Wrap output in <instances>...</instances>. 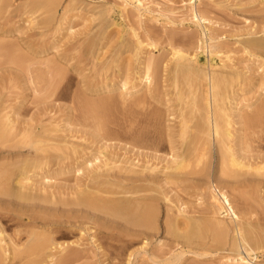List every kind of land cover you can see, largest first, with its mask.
Segmentation results:
<instances>
[{"label":"rangeland","instance_id":"obj_1","mask_svg":"<svg viewBox=\"0 0 264 264\" xmlns=\"http://www.w3.org/2000/svg\"><path fill=\"white\" fill-rule=\"evenodd\" d=\"M139 1L140 4L137 0H0V113L4 119L7 115L11 117L14 114L13 118L16 124H13L12 131L14 130L15 133L18 131L17 135L14 134L15 136L21 138L22 134L19 133H24V131L29 133L33 130L27 138L22 141V138L20 139V144L19 138H13L12 142L10 141L11 137L9 136L14 133L10 131L11 133L6 138L7 141L5 140L3 144L0 142V164L2 163L5 167V164H16L15 162L23 160H27L30 165L34 160L37 163L40 161L31 170L34 177L32 183L30 182L33 189L30 193L50 198L52 201L58 199L67 201L73 198L72 192L86 189L84 188L85 182L88 185L89 174L86 176L87 172H84L85 174L77 173L75 169L78 165L84 171L87 169L86 171L89 173L94 169L97 171L95 166L99 168L104 162L113 165V162L123 159L121 162L123 167L125 161H130L129 156L137 153L139 157L137 154L136 157L139 160L143 158L146 165L151 167L153 164L152 168L157 166V171L154 170L153 174L149 173L150 179L154 181L151 186L155 190L157 189L159 193L152 194L156 197V202L153 204L156 206L154 229L147 231L146 229H131L129 227L131 232L128 233L124 224L100 216L96 220L98 225L101 227L103 224L107 228L98 229L94 227L93 219H90L86 224L80 218L77 220L69 218V222H67L64 214L55 212L54 209L38 208L39 203H36L37 205L35 203L26 204L21 207L24 210L27 209L23 211V209L15 206L3 205V201L6 199L2 198H0L2 201L0 203V207H2L0 209V216L2 215L0 226L3 228L6 239L7 236L8 238L13 237L12 240L14 239L16 243L23 245L27 240V236L24 234L25 230L30 228L26 229V227L19 226L18 222L10 220L17 214H22L21 218L24 221L27 220L26 217L38 220L37 223H40V219L44 220V218L45 222L58 221L60 224L53 225L48 231L36 227L33 229L39 234H48L50 231L51 237H56V239L54 238L56 242L69 244V247L61 253L63 256L67 254L65 258L62 255L58 256L64 259L63 261L61 258L59 261L63 262L59 264H233L230 261L234 254L230 250L232 232L229 229L231 225L228 222L224 223L228 228L227 242L220 243L217 241L218 232L214 234L215 229L212 228L216 223L214 221L217 216L208 202L206 190L209 184L213 183L226 191L232 207L241 219L244 231L247 232L248 229H252V233L256 232L255 235L258 233V237L263 235L261 237L263 238L264 171H260L261 173L257 174L259 176L256 174L253 176L252 171L251 173L245 171L243 172L245 176L244 174L240 176L242 171H240L241 174L239 171L238 173L235 171L237 174H234L225 170V175L222 177L221 175L224 173L219 174V156L213 143L206 157L207 162L205 161L206 163L204 162L205 164L201 168H197H200L201 171L192 166L193 169L190 168L192 172L187 168L188 172L183 170L185 174L181 171L180 173L183 174L173 175L170 178H166L163 173L162 176L161 172L159 174L160 170L158 171V169L165 166L166 160H170V157H165L167 150L169 152L168 140L174 141L173 144L176 147H179L178 145L182 142L180 139L178 140V107L182 105L181 107L184 108L183 105L187 104V100L189 101V99H185L184 104L177 103V99L174 98L176 90L173 89V91L171 87V78H174L171 72L173 67L171 55L173 50L182 49V53L188 54L192 58L191 60L196 58V64L203 67L205 61L210 59L203 46L205 44H219L218 46L223 53L213 57L211 62L213 66L211 67L216 71L224 70L232 77L233 75L235 77L240 75L238 79L241 83L238 80L234 85L239 82L242 87L235 85V88L233 86L234 90H237V93L234 92L237 96V98L234 97L237 103L236 108L241 110V115L246 114L245 117L247 114L251 115L252 109L258 104V100L259 102H261L260 98L262 101L264 100L262 96L264 92L260 89L263 86L257 87L261 79L259 84L264 83V64H262L264 54H259L262 56L257 55L264 53V49L263 51L259 50L261 43H255L257 46L260 45L258 49H256V45H250V47L246 44H253L256 41L260 42V40L262 44L264 42V4H262L264 0ZM199 13L206 18V22L200 26L195 24L193 20V14L199 15ZM100 28L101 30L98 31ZM102 29H104L105 34L101 32ZM132 32L133 36L131 37ZM99 34L106 38L100 37ZM120 35L122 37L119 42L117 40H120ZM117 36L118 38H116ZM248 39L249 41H247ZM115 41L119 42L117 44L120 45L119 47L116 46ZM240 41L248 43L244 44ZM250 41L253 42L250 43ZM100 42H104V48L100 47ZM122 43L127 44L126 49L131 48L133 55L140 51V54L137 53L138 58L128 54L130 50L123 49L125 45ZM262 47L264 48V44L260 49ZM98 49H101L102 52ZM120 52L122 53L119 56L114 55ZM127 54L130 55L129 57L133 56V58H129V62H127ZM120 56L121 59L126 57L125 60L127 61L122 59L125 68L123 64L122 66L119 65L122 60L119 59L120 62L116 59ZM147 59L152 60L151 72L154 71L152 74L150 72L152 77L151 83L148 85L150 87L143 83L137 86L139 84L136 83L139 76L137 71L141 72L140 67L145 62L147 63ZM116 60L119 64L115 62ZM116 65L118 66L116 67ZM118 67L120 70H117ZM206 69L209 67L206 66ZM121 72L123 77L120 75ZM153 74L156 75L153 76ZM125 77H127L126 80L128 79V85L122 90L124 81L122 79ZM178 77L180 78L177 76L176 80ZM183 80V78L182 81L179 80L180 85ZM132 84L136 85L135 89H131ZM180 85L178 84L179 87ZM185 86L184 84L183 88L180 87V89L185 90ZM83 101L87 103L82 105ZM94 102L97 104L105 103L103 105L105 110L100 108L99 111L91 108V111H88L89 114L87 104L89 103L90 106V103L93 104ZM178 104L180 105L178 106ZM84 106L87 108L86 111L83 109ZM102 109L105 114L101 111ZM95 111L96 114H93ZM97 111L101 115L98 116ZM154 113L156 117L151 116H155ZM4 119L0 118V123H5ZM27 126L31 128L26 131ZM41 127L53 130L44 129L43 132H47L43 135V133L41 134ZM141 127L144 129L143 132L140 130ZM145 128L148 129L145 130ZM234 128L237 129V126ZM37 129L40 131L37 134L41 141H45V144L49 142L48 146H52L51 143H55L56 147L62 144L61 147L59 145L61 149L50 150L43 144L46 146L42 145L44 152L46 150L45 155L44 152L33 153L30 148L28 149L26 146L25 148L23 143L33 139V136L31 139L28 137L32 134L37 135L35 134ZM128 129L130 130L128 131ZM138 129L140 134L142 132L140 138ZM48 131H54L52 136L47 134ZM122 131L126 132L124 136L127 138L123 136ZM130 131L135 137L129 136L131 134L127 135V132ZM143 133L146 135L142 136ZM251 135L248 138L250 139L248 140V151L244 154L240 153V155L245 158V161L249 158L250 160L248 159L247 162L254 165L259 164L262 161L260 158L264 157V143L258 142L257 135ZM122 138L130 141L136 138L135 143L138 141L141 143L142 140L140 139L144 138L140 144L143 150L138 143L135 145L132 141L129 146V141L126 140V143L123 140L127 144L125 146L126 144L124 142L122 144V140H118ZM138 138L139 140H137ZM14 139L15 143L18 140L15 147H13ZM145 139L146 141H144ZM64 141L68 145L63 151H60L64 148ZM133 144L139 150L141 149L140 153ZM102 145H105L106 149H102L100 154L98 152H100L99 149ZM56 147L53 148L58 149ZM129 150L133 152L129 153ZM141 151L142 155H140ZM143 155L145 158L141 157ZM259 155H261L260 158ZM8 156L10 158L7 159ZM93 156L98 159H93ZM132 156H130L131 162L135 160L138 163L136 165H139L142 160L139 161L134 157L135 155ZM125 157H128L129 160H126L128 158ZM111 158H115V160H110ZM85 159H91L92 167L95 168H91L90 165L86 166L85 164L88 163H83ZM255 159L260 162L255 161V163ZM148 160L149 162H147ZM117 164H115L116 168H119L121 164H118L120 166ZM7 167V170L10 169V166ZM37 167L40 169H36ZM225 168L228 167L223 169ZM13 170L12 166L11 171ZM196 170L197 172H194ZM8 171L10 172V170ZM47 171L56 172L50 182L46 180L42 182L39 176H35ZM99 171L101 172V169ZM112 171L109 172L110 175L116 172L118 176L123 175V172H118L116 169H114V173ZM233 171L234 169L230 172ZM97 173L99 172L97 171ZM238 174L241 178L237 177ZM233 175H237V178ZM6 176L11 178L10 175ZM1 177H3L2 174H0V179ZM9 178L7 177V179ZM11 179L13 180V176ZM1 183L3 188V182L1 181ZM8 184L11 186L10 182ZM105 196L107 198V195ZM126 197L122 196L120 199L126 200L128 199ZM48 207L52 208V206ZM189 218L192 221L194 219V223L198 221L197 223L202 225L200 229L203 231L200 236L191 237V240L186 241L181 235L188 230ZM174 219L177 221H175L176 227L178 225L176 234H172V231L169 230L171 227L169 223L172 222L171 224H173ZM167 220L171 221L166 222ZM185 221L188 222L186 227L184 226ZM165 222L167 223L166 226ZM209 222L213 223L212 226ZM165 227H168V230ZM21 230H24L22 231L23 234ZM140 232L144 235L139 234ZM214 236L215 241H213ZM72 242H77L78 246L71 245ZM262 242L261 248L256 251V261L253 262L254 259L252 260L253 264H264L263 239ZM46 254L48 255V252L44 253V255ZM66 257L69 258V262H67ZM0 262L1 264H16L15 261L8 263V260L6 263Z\"/></svg>","mask_w":264,"mask_h":264},{"label":"bare ground","instance_id":"obj_2","mask_svg":"<svg viewBox=\"0 0 264 264\" xmlns=\"http://www.w3.org/2000/svg\"><path fill=\"white\" fill-rule=\"evenodd\" d=\"M137 1L139 4L141 3L139 0H137ZM262 4H264V2ZM193 20L195 21V24H197L199 26H200V24H203L204 22H206V18H204L203 14L200 15V13H199V15L193 14ZM101 28H103V27H101ZM101 28L98 31H100ZM103 30L104 29H102L101 32H103V34H105ZM133 32H132L131 37L133 36ZM100 34H99L100 37H105V36H101L103 34H101V35ZM100 37H97V38H100ZM121 37L122 36L120 35V37H119L120 40H117V41L120 42ZM116 38H118V36ZM101 39H104V38H101ZM209 40H212V39L209 38ZM256 40H259V39H256ZM117 41H115V43H116V46L119 47L120 45H117L119 43V42L117 43ZM245 41H242V42L240 41V42L241 43L244 42V44L248 43ZM247 41H249V39ZM101 42L99 43V45H100V47L102 46L104 48V46H103L104 42L103 43H101ZM122 42H124L123 39H122ZM251 42H253V41H250V43ZM255 43H261V46H263V44H264V42L262 44V42L260 40V42L256 41L253 44L251 43V44H246V45H249V46L250 45H256ZM122 44H124V43H122ZM105 45H106V43H105ZM124 45H125L124 48H123V45L121 47L123 49H126L127 44L125 43ZM218 45L205 44L203 46V48L206 49V53H208V56L210 58L208 61H205V63L203 64V67L198 66L196 64V60H195L196 58H194V60H191L192 58H190V56H188V54L186 55V54L182 53V49L173 50L172 51L173 53L171 52L172 53V55H171L172 60L171 61L173 63L172 64L173 67L171 65L172 70L171 69L170 70H171L172 75H173L172 77H174L173 79L171 78V85H172L171 87H172V90L174 89V90H176V92L178 91L177 93L174 92L175 93L174 98L177 99V103H183L186 101L185 99H189V101L187 100L188 101V102L186 101L187 104L183 105L184 108L186 107L187 111H185L186 109L181 107L182 105L178 104V106L180 105L179 106L180 108L178 107L179 114H177V116H179L178 117L179 118V120H178L179 121V138H178V140L180 139V142L182 141L180 143V145H178L180 148L176 147L173 144L174 141L172 142L169 139L168 140L169 152L167 150L165 157H167V156L170 157V160H166V158L165 159L163 158V160H166L165 166H163V168L160 167V169H158V171L160 170L159 174H160V172H161V174L163 173L166 178L173 177V175H180L183 173L185 174V172L183 170H186L188 172L187 168H189V171H190V168L193 169V167L196 169L198 167L201 168V166L207 162L206 157H207V155L211 149L210 148L211 144H213V143L216 146V150H217L218 156H219V174L221 175L222 172L224 173L223 175H221L222 177L225 175V172H224L225 170H227V171L229 170L228 171L229 173H234V174H237L239 171V174L242 173V175H240V176H243V174H244L243 172H245V171H248V172L250 171L249 173H251V171H252L254 173L253 176H255V174H256V176H259L257 174H260L261 173L260 171H264V166H263L264 165V161H263L264 157H261V155H259V158L261 157L260 159L262 161L260 159H258V157H257V159L261 161V162L260 161L259 162L263 163V164H260L255 159L254 162L257 161L259 164L252 165V163L249 164V162H247L250 160L249 158H248L249 160L247 159V161H245V158L240 155V153L244 154V153H246V151H248V149H249L248 140H250L248 138L251 134H252L251 136L257 135L258 136V139H257L258 142H260V143L262 142V144L264 143V100L262 101L261 100L262 98H260L261 102H259V100H258V104L255 105V107L253 106L254 107L253 109L250 106V108L252 109L251 115L247 114L246 117L244 116L246 114L241 115V110L236 108L237 103L234 100V97L236 96V94H234V92L236 91V93H237V90H234V87H233L235 85H239L237 87H240V88L242 87V86H240L241 81L238 79L240 75L236 76V77H235V75H233V77H232L231 74H230L231 75L230 76L229 74L224 72V70L216 71L215 69H213L211 67V66H213L211 64L213 57L217 54L223 53L221 51V48ZM116 46H114V47H116ZM258 46H260V45H258ZM258 46L256 45V47H257L256 49H258ZM136 47H134V48H136ZM252 47H254V46H252ZM260 47H259V50L263 51L264 48L262 47L260 49ZM128 49L130 50V52L128 54L133 55L132 54L133 51L131 52V48H128ZM128 49H126V50L128 51ZM98 50H101V49H98ZM133 50H136V49H133ZM101 52H102V50H101ZM122 52L124 53V51H122ZM122 52H120L119 54H114V55L119 56ZM138 52H136L133 55L135 58H138L137 56H139L138 54H140V51H138ZM183 52H184V50H183ZM104 53H103V55H104ZM114 53H116V52H114ZM244 53H245V51H244ZM246 53H247V51H246ZM98 54H99V52H98ZM259 54H264V53H258L257 55H259ZM127 55H126V57H128V59H127L128 61L125 60L126 57L125 58L122 57V59L124 58L125 61L129 62L130 61L129 58H131V57L133 58V56L129 57L130 55H128V56ZM246 55H248V54H246ZM259 56H262V55H259ZM97 57H99V56H97ZM226 58H227V56H226ZM98 59H96V60H98ZM116 59L122 60L121 56L119 58L117 57ZM118 60H116L115 62L119 64ZM124 60H122V63H120L119 65L122 66ZM133 60H135V59H133ZM260 60H262V59H260ZM138 61H139V59H138ZM151 61H149L147 59V63L145 62L144 65L142 67H140L141 68L140 73H139V71H137L139 68L136 70L138 72L137 74L139 75L138 77L135 76V77H137L136 83H139V84H137V86L138 85L140 86L142 83L146 84L147 86L150 85L151 78H152L150 75L154 72V71L151 72V69L153 67V62H151ZM261 63H262V61H261ZM142 64H143V62H142ZM262 64H264V62ZM156 65H157V63H156ZM117 66L118 65H116V67ZM121 66H119V67H121ZM206 66L209 67V69H206ZM119 67L117 70H120ZM123 67H124V64H123ZM153 69H155V68H153ZM123 72H124V70H123ZM150 72H151V74H150ZM134 74H135V72H134ZM120 75L122 76V72L120 73ZM154 75H156V74H153V76ZM118 76H119V74H118ZM177 76H180V78L178 77L179 80L182 81V78L185 80V82H184V80H183V83L181 82L182 86L180 85L179 80L178 79L176 80ZM127 77H125V79L121 78L122 80H124L123 83L121 82L122 83V87H121L122 90L125 89V87H127V85H128V82H127L128 79L126 80ZM125 80H126V82H125ZM238 80L240 81V83L238 82L239 84L236 83L234 85V83ZM177 81H178V84L180 85V87H182V88H183L184 84L186 85L185 90L182 88L180 89V87L177 84ZM261 81H262V79H261ZM261 81L258 82L257 87L260 88L261 86H263L260 89L262 90V92H264L263 91L264 90V83L259 84ZM129 86H131V85H129ZM135 86L133 85L131 87V89H135L136 88ZM148 87H150V86H148ZM177 88H179V89H177ZM235 88H236V86H235ZM231 89H233L234 91L233 90L231 91ZM182 90L186 92L185 93L186 95L184 94V92ZM125 91H127V90H125ZM241 95H243V94L241 93ZM262 96L264 98V95H262ZM235 98H237V96ZM106 100H107V98H106ZM106 100H105V103H106ZM178 100L181 102H179ZM101 101H99V102H101ZM110 101L112 102V99ZM85 102L86 101H83L82 105L85 104ZM94 103L93 104L90 103V106L88 105L89 104L88 103L87 104L88 109L85 108V106L83 109H85V111L87 109V112L91 111V108H95V110L98 109L100 111V108L104 109V107H105V106H103V105H105V103H103V104L102 103H100V104L95 103L94 104ZM89 108H90V110H89ZM181 108H183V109H181ZM103 109L101 111H103ZM104 112L105 111H103V113ZM94 113L96 114V111L93 112V114ZM97 113H98V111H97ZM245 113H247V112H245ZM0 114H1L0 118L4 119V117L2 116V113H0ZM99 115H101V113L100 114L98 113V116ZM13 116H14V114H13ZM13 116L10 117L7 115V117H6V115H5V117H6L4 119L5 121L3 120L5 123H3V122L0 123V142L2 144L6 140L9 133H11L10 131H12V129H13V124L14 125L16 124ZM98 116H96V117L99 118ZM151 116L156 117V114H155V116L154 115H151ZM8 117H10L11 119ZM152 117H151V119H152ZM234 118L236 119L235 121H234ZM148 123H150V121H148ZM177 126H178V124H177ZM234 126H237V129H235ZM45 127L40 128V130L42 129L41 134L43 133V135H45V133L47 132L46 131L44 133L43 131L48 130V129L50 130V128H45ZM146 127H147V125H146ZM28 128L30 129L31 127L27 126L26 131ZM141 128L142 129H140V130L143 132L144 129H143V127H141ZM14 129H16V128L14 127ZM146 129H148V128H145V130ZM37 130L38 131L35 134L40 132L39 129H37ZM51 130H53V129H51ZM129 130L130 129H128V131ZM131 130H132V128H131ZM140 130L138 129L139 134H140ZM50 131H48L47 134H51V136H52V133L54 131H52V132H50ZM125 131H127V129ZM31 132H29V133H31ZM131 132L132 131L127 132V135L131 134ZM142 132H141V134H142ZM12 133L13 134H10V136H9V137H11L10 141L13 138H16V139L19 138V141L22 138L21 139V141H22L23 139L27 138V136L29 135V133H27V132L25 133V131H24V133H19L20 135L22 134V136L20 138V137L15 136V135H17L18 131H17V133H15V131L13 130ZM125 133L123 132V136ZM146 133H147V131H146ZM146 133H143L142 136L146 135ZM148 133H150V132H148ZM141 134H140L139 138L141 137ZM12 135H13V137H12ZM31 136H33V139H31ZM129 136H132V134ZM129 136H128V139L130 138ZM46 137H48V135H46ZM133 137H135V136H132V138ZM28 138H30L31 140L23 143L24 147L26 146L28 149L30 148L31 150H33V153H35V152H42L43 153L44 152V149H42V145L45 144V141H41L40 140L41 138L40 137H39L40 139L38 138V134L35 136L32 134ZM125 138H127V136ZM139 138L137 140H139ZM145 138H147V136H145ZM128 139L122 138V139H118V140H120V141L122 140V144L124 142L123 140L129 141V146H130V142L132 141V142H134L135 145L138 143V145L142 148V146L140 144H142V141L144 138L140 139V140H142L141 143H139V141L137 143H135L134 140L136 138L132 139L131 141ZM10 141L8 140V142H10ZM21 141L19 142V144L21 143ZM127 141H126V143H127ZM144 141H146V139ZM13 142L15 143V139ZM16 142L17 143H15L13 145V147H15L16 144H18V140ZM176 142H177V140H176ZM143 143H145V142H143ZM47 144H45L47 146V148H50V150H54V151L59 150V148L62 146V144L61 145L59 144L60 147L58 145L57 146L58 149H54L53 147H56L55 143H53V144L51 143V145L53 147L50 145L48 146ZM45 145H43V146H45ZM66 145H68V143H66L64 141V143H63L64 148H62V150H60V151H63V149H65L67 147ZM145 145L148 146V144H145ZM125 146H127V144ZM13 147H12V149H13ZM51 147H52V149H51ZM135 148L137 150H139L138 147L135 146ZM10 149H11V147H10ZM102 149L105 150L106 146L102 145V147H100V149H99L100 152H98V153L101 154L103 151ZM132 149H133V147H132ZM144 149L146 150L147 148H144ZM133 150H135V149H133ZM137 150H136V152H137ZM140 150L138 151L139 153H140ZM142 150H143V148H142ZM131 151L129 150V153ZM152 151H153V149H152ZM45 152H46V150H45ZM45 152H44V154L46 155ZM154 152L155 151H153V153ZM136 154L134 153L135 156L134 155L133 156L136 157L138 155V154L137 155ZM140 155H142V151H141ZM130 156H132V155H130ZM130 156H129L130 161H125V162L123 161L124 162L123 167L121 164L123 159L121 161L119 159V161L113 162V165H112V163H110L111 162L110 161L109 163L111 165H109L107 162H104V163H102V166H100L99 168H97V166H95L99 173H97V171L94 169L95 167L94 168L92 167V160L91 159H85V161L83 163H88L85 165L86 166L90 165L91 168H93L94 170H91V172L88 173V171H86L87 169H85V171H84L78 167L79 165L76 167L75 170L77 173H82V174H85L87 172L86 176H88L87 174H89V176H88L89 180L87 179L88 185L85 182L84 188H86V189H84V190L79 189V190H76V192H72L73 198L70 200L68 199L67 201L66 200H59V199L52 201L50 198H44V196L40 197V196H37L34 194L32 195L30 193V191L33 190L31 187L32 186L31 183H32V178L34 177V174L31 173V170H33L34 165L40 163V161L37 163V161L34 160V161H32V163L30 165V163L27 160H23L20 162H15L16 164H14V163L11 165L7 164L8 167L6 164L4 167V165L1 163L3 166L0 164L1 165L0 174H2L3 177H1V179H0V185H1V187H0V198L6 199V201H3V203H4L3 205L15 206L21 210L23 209L21 207H23L26 204L39 203L38 208H44L45 210L46 209H49V210L54 209L55 212H60V213L64 214L67 222H69V218H73L76 220L78 218H80L81 221L86 224L87 222L90 221V219H93L92 221H93L94 227H97L98 229L107 228L106 226H103V224L101 225V227L98 225L96 220L100 216V217H103L104 219L106 218V219H112L115 221L117 220L120 223L124 224V227L128 233L131 232L132 228L146 229L147 231H151L154 229V225H155L154 223H155V219H156V217H155L156 206L153 205L156 202V197L154 196L155 195L154 193H156V192L158 193V191H157V189L155 190V188H153L151 186V184H153L154 181L152 179H150L149 176H151V175H149V173L153 174L154 170L157 171V166L152 168L153 164H151V167L148 164L146 165L145 164L146 162L145 163L143 162L145 160L143 158L141 159V157L145 158V155L140 157V159L142 161L136 157L139 161H141V163L143 162V164L140 163L139 165H136L137 162H135V160L131 162L132 158ZM138 157H139V155H138ZM8 158H10V156H8L7 159ZM125 158H128V157H125ZM129 158L126 160H129ZM136 158H133V159H136ZM146 158H147V156H146ZM4 159H6V158L4 157ZM93 159H98V158L94 157ZM36 160H41V159H36ZM104 160H106V159H104ZM110 160H115V158L114 159L111 158ZM147 162H149V160ZM117 163L118 164L120 163L121 166L118 165ZM115 164H117L120 167L116 168L117 166ZM141 165H142V167H139ZM9 166H10V169H8V170H10L11 173L6 169V167L9 168ZM12 166L14 169L13 171H11ZM146 166H148V167H146ZM226 166L228 168L230 167V169H232V170L234 169V171L230 172L232 170H230L228 168L223 169ZM200 168L197 170L201 171ZM36 169H40V167H37ZM100 169H101V172L99 171ZM114 169H116L118 172L119 171H121V173L123 172V175L118 176L117 172L115 173L116 175L115 174L110 175L109 172L111 173V171L112 170L114 171ZM192 169L190 172H192ZM197 170L194 172H197ZM181 171H183V173H180ZM227 171H226V173H228ZM240 171H242V172L240 173ZM30 173L32 174L31 176L29 175ZM55 174H56V172L50 173L47 171V172H44L43 174H39V175H35V176H39V178L41 179L40 181H42V182L45 180L50 182L51 179H53V176ZM163 174H162V176H163ZM239 174H238V176L237 175L236 176L238 178H241V177H239ZM6 175H10L11 178L13 176V180L11 178H9V176H6ZM124 175H126V176H124ZM157 175H158V173H157ZM86 176H85V178H86ZM234 176L235 175H233V177ZM244 176H245V174H244ZM7 177L9 179H7ZM8 180H12V181H8ZM1 181L3 182V186H4L3 188H2ZM6 181H7L6 185H8V186L5 185ZM163 181H165V180H163ZM8 182H10L11 186H9ZM43 187H44V185H43ZM1 188H2V190H1ZM206 191H207L208 202H209L211 208L215 211L214 213L217 216V219L215 221L213 220L214 222H216V223H214V226H212L213 223L209 222L211 224L213 230L215 229V231H213V230H211V231H213L214 234H217V232H218L217 237L219 240L217 239V241H219L220 243L227 242L226 241V235H227L228 228L226 227V225L224 223L228 222L231 225V228L229 230H231L230 232H232V237H231V242H230L231 243V249L230 250H231V252L234 253L233 257L230 259V261L233 262V264H253V262L256 261V251L258 249H260L261 248L260 246L263 244L262 239L264 240V237L261 238L263 235L261 237L259 235V237H258L257 236L258 233H257V235H255L256 232H254L255 234L252 233V231H253L252 229H248L249 231H247V232H245L246 230L244 231V229L241 225V219H240L239 215L235 212L234 208L232 207L230 200L228 198V195L226 194V191H224L221 187L212 183V184H209ZM152 194H154V195H152ZM104 195H107V198H106V196L104 197ZM108 195L110 196V198H108L109 197ZM122 196H125V197L127 196L128 199L121 200L120 197H122ZM0 203H2V201H0ZM43 206H45V207H43ZM48 206H52V208H49ZM1 208L2 207H0V209ZM3 209H4V207H3ZM26 210L23 209V211H26ZM21 216H22V214H17L14 218H12L10 220L18 222L19 226L26 227V229L28 227L30 228L29 230L24 229L25 230L24 234L27 236L26 243L23 245H19L18 243H16V241H14V239L13 240L11 239V238H13L11 236H10L11 238H8V236H7V239H6L5 235H4L3 228L0 226V258H1L0 261H2L4 263H6L7 260H8V263H10V262L14 263V261H15L16 264H45V263H47V264H59V263L63 262L64 259L62 257L65 258V256L67 254L63 256V254H61V253L64 252L69 247V244L66 243L67 244L66 245L65 243L61 244V242L60 243L56 242L55 241L56 237H54L55 239L53 237H51L50 231L48 232V234L47 233L46 234H39L34 230L35 229L34 227H36V228H41L44 231H48L49 229H51V227L53 225H56L59 222L58 221L45 222V218H44V220L40 219V221H41L40 223H37L38 220L36 221L34 218H31V217H26L27 220L24 221L21 218ZM186 219L188 221V217ZM189 219H190L189 223L186 221L184 223L185 227L187 225L186 223H188V226H187L188 230H186V231L184 230L185 231V232H183L184 234L181 235L186 241L191 240V237L200 236V233L203 231L200 229V227L202 225L197 223L198 221L197 222L195 221V223H194L193 222L194 219H193V221L191 220V218H189ZM170 221L171 220H167L166 222H170ZM173 221H174L173 224H171L172 222L169 223L171 225L169 230H170V232L172 231L171 232L172 234H176L178 225L176 227L177 221L175 219ZM166 222H165V226L167 225ZM198 225H200V226H198ZM129 227L131 229H129ZM165 228H167V230H168V227H165ZM209 229H211V228H209ZM24 230H21V232ZM21 232H20V235H21ZM22 234H23V232H22ZM139 234L144 235L141 232ZM230 235H231V233H230ZM212 236H213V233H212ZM215 236L213 237V241L216 240ZM62 239H64V238H62ZM71 245L76 246L77 242H75V243L72 242ZM199 248H201V247H199ZM51 251H52V253H50ZM47 252H48V255L47 254L44 255V253H47ZM198 254H201V253H198ZM60 255H62L61 258L63 259V261H59V260H61V258L58 257ZM196 255H197V253H196ZM129 256H131V255H129ZM66 258H67V262H69L68 261L69 258L68 257H66ZM253 259H254V261L252 262ZM0 264H1V262H0Z\"/></svg>","mask_w":264,"mask_h":264}]
</instances>
